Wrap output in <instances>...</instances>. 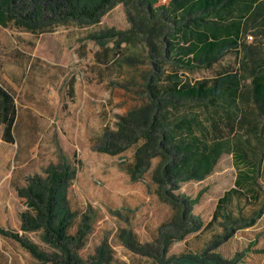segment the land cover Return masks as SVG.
Masks as SVG:
<instances>
[{
  "label": "trees",
  "instance_id": "obj_1",
  "mask_svg": "<svg viewBox=\"0 0 264 264\" xmlns=\"http://www.w3.org/2000/svg\"><path fill=\"white\" fill-rule=\"evenodd\" d=\"M158 1L0 0V25L15 22L35 38L60 24L86 29V36L80 39L97 47L94 64L110 72L109 76L100 75L101 79L113 81L123 75V58L128 62L130 58L126 56L128 48L115 51L109 46L108 40L119 32L102 26L101 19L109 9L123 4L129 22L144 38L152 63V70L142 76L147 102L120 116L116 130L106 128L99 150L116 154L134 149L137 164L131 171L135 178L150 168L146 157L150 149L154 151L152 157L158 158L151 171L154 191L175 212L159 229L162 232L166 227L182 231L183 221L197 201L176 196L167 186L177 189L182 182L204 180L222 155H232L234 187L218 199L212 220L203 229L213 233L211 241L202 250L164 259L174 234L159 232L158 238H164L160 263L244 264L245 252L227 258L217 249L239 227L253 225L264 209L260 184L264 161V0L245 22L243 32L239 18L249 11L253 0H168L166 6L156 7ZM209 14L215 19L209 20ZM249 27H257L251 31L254 41L250 43L245 39ZM37 60L32 57L29 68ZM9 89L0 81V125L3 140L14 144L18 106ZM80 163L49 165L44 175L30 177L20 190L27 205L20 213L23 234L0 228L1 235L14 239L42 264L106 262L101 246L97 255L84 263L80 251L88 227L83 224L72 231L77 213L68 194ZM89 219L85 214L82 222ZM31 232L39 233L51 251L30 241L27 234ZM183 233L178 237L184 239ZM147 246L155 247V243L133 242L130 247L142 252Z\"/></svg>",
  "mask_w": 264,
  "mask_h": 264
},
{
  "label": "rangeland",
  "instance_id": "obj_2",
  "mask_svg": "<svg viewBox=\"0 0 264 264\" xmlns=\"http://www.w3.org/2000/svg\"><path fill=\"white\" fill-rule=\"evenodd\" d=\"M167 3L159 0L155 6ZM18 6L14 5L17 11ZM101 25L119 32L108 40L115 51L128 48L129 62L123 58V75L113 81L101 79L100 75L109 76L110 72L94 64L97 47L80 39L86 36V29L74 24L53 25L52 32L35 38L15 22L0 25V81L10 88L18 106L14 144L3 140L0 125V228L23 234L20 213L27 205L21 188L30 177L44 175L49 165L60 166L66 161L76 164L79 160L68 199L77 213L72 231L83 224L88 227L80 251L84 263L103 246V264H161L164 238H158L159 232L174 234L164 259L202 250L213 237L211 231L203 229L212 220L218 199L234 187L232 155H222L204 180L182 182L177 189L167 186L176 196L197 201L184 219L182 231L169 227L159 231L175 212L154 191L151 171L158 162L152 157L154 151L150 149L146 157L150 168L135 178L131 171L137 164L134 149L116 154L99 150L106 128L116 130L120 116L146 104L142 76L152 70V63L144 38L129 22L123 4L109 9ZM32 57L38 60L29 68ZM260 184L264 189V161ZM261 200L264 203V197ZM85 214L90 219L82 222ZM194 226L201 227L190 231ZM182 233L184 239L178 237ZM27 238L44 251H51L39 233H28ZM133 242L155 243V247L138 252L130 247ZM217 250L227 258L245 252L244 264H264V209L253 225L239 227ZM8 263L42 264L14 239L0 234V264Z\"/></svg>",
  "mask_w": 264,
  "mask_h": 264
},
{
  "label": "crops",
  "instance_id": "obj_3",
  "mask_svg": "<svg viewBox=\"0 0 264 264\" xmlns=\"http://www.w3.org/2000/svg\"><path fill=\"white\" fill-rule=\"evenodd\" d=\"M262 1V0H253V3H251L250 5V9L249 11L244 15V16H241L239 18L240 22H241V31L243 32L244 31V25H245V22L249 19V17L251 16L252 13L256 12L257 9H258V5H259V2ZM215 16L213 14H209L208 15V19L209 20H213L215 19L214 18ZM262 17L264 18V14L262 15ZM254 29H257V27H255ZM252 27H249L248 31H249V34L248 36L245 37V39L248 41V43L250 42H253L254 39H253V36L251 35V31L254 30ZM251 36L252 37V40H248V37ZM209 41L212 40V37H209L208 39ZM110 46V45H109ZM111 47V46H110ZM36 49V47H35Z\"/></svg>",
  "mask_w": 264,
  "mask_h": 264
},
{
  "label": "built area",
  "instance_id": "obj_4",
  "mask_svg": "<svg viewBox=\"0 0 264 264\" xmlns=\"http://www.w3.org/2000/svg\"><path fill=\"white\" fill-rule=\"evenodd\" d=\"M249 39H250V40H252V37H251V36H249Z\"/></svg>",
  "mask_w": 264,
  "mask_h": 264
}]
</instances>
